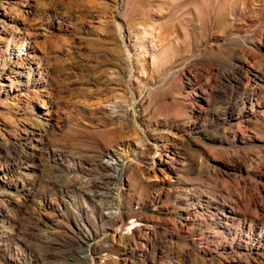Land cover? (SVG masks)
<instances>
[{"label": "rangeland", "instance_id": "rangeland-1", "mask_svg": "<svg viewBox=\"0 0 264 264\" xmlns=\"http://www.w3.org/2000/svg\"><path fill=\"white\" fill-rule=\"evenodd\" d=\"M0 264H264V0H0Z\"/></svg>", "mask_w": 264, "mask_h": 264}]
</instances>
